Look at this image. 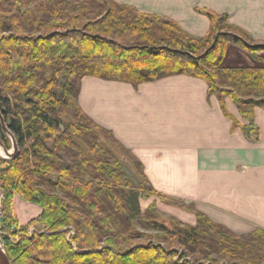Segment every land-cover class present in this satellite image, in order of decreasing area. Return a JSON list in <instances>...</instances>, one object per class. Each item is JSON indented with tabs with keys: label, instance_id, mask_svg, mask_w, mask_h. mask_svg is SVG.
Segmentation results:
<instances>
[{
	"label": "trees",
	"instance_id": "16d2710c",
	"mask_svg": "<svg viewBox=\"0 0 264 264\" xmlns=\"http://www.w3.org/2000/svg\"><path fill=\"white\" fill-rule=\"evenodd\" d=\"M207 17L209 33L194 40L170 20L111 0H0V112L19 148L0 158V242L11 264H264L262 230L235 235L203 214L188 227L155 218L151 207L142 212L98 134L118 143L77 105L84 78L137 87L181 75L203 81L233 130L257 140L264 45L219 33L215 24L227 17ZM232 47L251 62L228 65ZM226 100L247 125L228 114ZM0 139L9 149L1 128ZM15 195L41 206L26 226L17 223Z\"/></svg>",
	"mask_w": 264,
	"mask_h": 264
},
{
	"label": "crops",
	"instance_id": "0c3cea01",
	"mask_svg": "<svg viewBox=\"0 0 264 264\" xmlns=\"http://www.w3.org/2000/svg\"><path fill=\"white\" fill-rule=\"evenodd\" d=\"M112 1L143 14L175 20L194 35H202L208 27L204 18L194 13V7L210 9L216 2ZM225 1L230 2V9L225 10L230 16H246L242 4L233 6L232 0ZM243 22L240 26L247 29ZM254 30L257 33L258 29H250ZM77 105L142 163L158 190L195 201L213 222L227 225L237 234L264 229V108L254 111L258 136L254 140L239 129L233 130L232 121L223 115L217 99L207 95L203 81L181 75L137 87L84 78ZM225 105L230 116L247 125L230 100ZM1 200L0 191V204ZM12 208L21 227L42 213L39 205L18 196L13 197ZM230 209H236L233 219L227 215Z\"/></svg>",
	"mask_w": 264,
	"mask_h": 264
},
{
	"label": "rangeland",
	"instance_id": "374dc122",
	"mask_svg": "<svg viewBox=\"0 0 264 264\" xmlns=\"http://www.w3.org/2000/svg\"><path fill=\"white\" fill-rule=\"evenodd\" d=\"M68 1L75 3V4H78L80 2L81 3L94 2L97 5L100 3V0H68ZM228 3H229V6H228ZM228 3L225 0H216L215 5L212 4V7L210 9L207 7H198V6L194 7V13L203 17L204 20L208 23L207 30L202 35H200V33H196L194 35L193 33L186 31L182 27V25L178 24L175 20L169 19L167 17H161V18L170 20L174 22L175 24H177V26L189 38L194 39V40H199L207 36V34L209 33V29L211 27L207 14L209 13L212 14L215 17L216 22L219 21L218 19L220 17L225 16L227 17V21L225 23L222 24L218 22L215 24V27L217 28L215 29L216 31L218 30L219 33H227L229 35H235L236 37L240 38L242 42L247 43L248 45H264V0H232L231 4L233 6H235L234 3L243 5L244 7L243 9L245 13L247 12L246 16L245 15L243 16L242 14H238V15L236 14L233 17L230 16L228 13L225 12V10H227L228 8L230 9V2L228 1ZM245 8H247V10ZM232 11H235L234 8H232ZM233 13L235 14V12ZM243 19L245 20V24H246L244 26L245 27L247 26L248 30L240 26V24L243 22ZM225 25L232 26L235 29H237V31L231 32L229 30H225L224 29ZM251 28L258 29L257 33H256V30L250 31ZM243 33L244 35H247V36H244ZM258 36L263 37V40L259 39ZM258 56L264 57V54H258ZM226 59H227L226 63L230 66H233V64H244V63L251 62L249 55H247L245 51L239 48H234V47L229 48ZM72 112H73V108L71 107L70 111L67 114L68 121H73ZM5 137L7 138L8 143H9L8 150H10L12 141L7 135H5ZM98 138H99L98 141L102 144V146L103 147L105 146L106 147L105 149H107L108 152L111 154V156L114 157L115 160H117V162L119 163L120 169H122V171L127 173L128 177L133 183L134 189H136V192H138V194L141 196L139 199V206L142 212L146 211L149 207H151V211L155 218L165 220L171 225L178 224V226L194 227L197 224V214H203L208 219H210L208 215L204 211H202L204 210V208L199 207V205L195 201L178 196L175 193H172V191L163 192V191L158 190L151 183L149 176L145 174L142 163L132 153H130V151L125 149L116 140L115 141L118 143V145L114 146L109 136L105 137L104 139L102 138L101 134H98ZM77 143L80 149L85 152V147L83 143L81 141H78ZM15 196H18L21 200H23L19 195H15ZM29 204H32V203H29ZM35 205H38V204H35ZM235 210L236 209L229 210L230 213L229 212L228 213L232 215L231 216L227 213L229 218L231 219L234 218L233 214L235 213ZM254 215L257 216V214H254ZM216 224H219L223 226L224 228H226L227 230L233 232L232 230L228 228L227 225H224L221 223H216ZM0 225H1V220H0ZM256 229L264 231V229L262 228H255L246 233H241V234H237L235 232L233 233L235 235H243V234L253 232ZM139 231L141 232L142 230H139ZM6 235H7L6 237L9 238V242H10V239L11 240L14 239V238H11L7 233ZM1 237L3 236H0V239ZM18 240H19V237H18ZM180 253L181 251L179 250V254ZM214 259L216 258L214 257ZM186 260H189V258H186ZM204 264H208V262H204ZM220 264H224V263L222 262Z\"/></svg>",
	"mask_w": 264,
	"mask_h": 264
},
{
	"label": "water",
	"instance_id": "95a60500",
	"mask_svg": "<svg viewBox=\"0 0 264 264\" xmlns=\"http://www.w3.org/2000/svg\"><path fill=\"white\" fill-rule=\"evenodd\" d=\"M0 127L2 129V132L7 135L10 139H11V149L8 150L2 143L1 139H0V150L3 152V156L0 155V158H3L5 160H10L15 158L18 155L19 149L16 143V140L13 136V134H11V132L9 131L8 127H7V123L5 122L1 112H0ZM0 264H11L9 259L7 258V255L3 249V246L0 244Z\"/></svg>",
	"mask_w": 264,
	"mask_h": 264
},
{
	"label": "built area",
	"instance_id": "2783aa9c",
	"mask_svg": "<svg viewBox=\"0 0 264 264\" xmlns=\"http://www.w3.org/2000/svg\"><path fill=\"white\" fill-rule=\"evenodd\" d=\"M21 197V196H20ZM35 231H34V229L33 228H30L28 231H27V234L28 235H30L31 233H34ZM0 235H1V233H0ZM10 242L11 243H17L18 242V237H14V239H10Z\"/></svg>",
	"mask_w": 264,
	"mask_h": 264
},
{
	"label": "bare ground",
	"instance_id": "6f19581e",
	"mask_svg": "<svg viewBox=\"0 0 264 264\" xmlns=\"http://www.w3.org/2000/svg\"><path fill=\"white\" fill-rule=\"evenodd\" d=\"M0 155H2V156L4 155L3 152H2L1 150H0Z\"/></svg>",
	"mask_w": 264,
	"mask_h": 264
}]
</instances>
